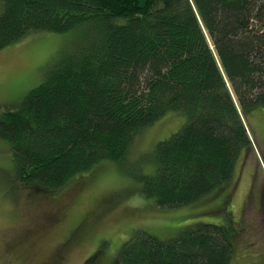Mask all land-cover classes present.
<instances>
[{
	"label": "trees",
	"instance_id": "16d2710c",
	"mask_svg": "<svg viewBox=\"0 0 264 264\" xmlns=\"http://www.w3.org/2000/svg\"><path fill=\"white\" fill-rule=\"evenodd\" d=\"M0 49L32 31L78 34L39 85L0 116L15 179L56 191L170 111L187 120L156 143V172H139L161 207L195 202L233 179L253 148L243 115L264 106V0H3ZM234 223L175 236L137 230L119 264H229ZM106 241L86 264H98Z\"/></svg>",
	"mask_w": 264,
	"mask_h": 264
},
{
	"label": "rangeland",
	"instance_id": "374dc122",
	"mask_svg": "<svg viewBox=\"0 0 264 264\" xmlns=\"http://www.w3.org/2000/svg\"><path fill=\"white\" fill-rule=\"evenodd\" d=\"M4 7L0 0V15ZM77 34L36 30L0 49V116L41 83ZM243 117L253 148L233 179L177 207H161L146 196L136 174L156 172L155 145L182 127L183 112L170 111L143 128L125 160H105L45 193L16 181L11 146L0 137V264H86L105 241L98 264H119L135 231L171 237L199 223H234L229 264H264V106Z\"/></svg>",
	"mask_w": 264,
	"mask_h": 264
}]
</instances>
